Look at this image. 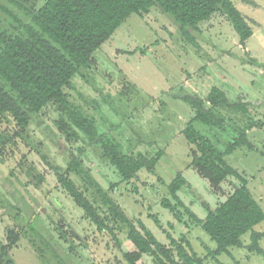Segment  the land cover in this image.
<instances>
[{
	"label": "rangeland",
	"instance_id": "rangeland-1",
	"mask_svg": "<svg viewBox=\"0 0 264 264\" xmlns=\"http://www.w3.org/2000/svg\"><path fill=\"white\" fill-rule=\"evenodd\" d=\"M44 1L36 0L35 4L39 7ZM237 7L253 22L254 34L245 46L240 44L229 21L216 15L200 25L202 37L198 40L200 48L197 49L182 38L167 17L153 9L144 17L131 15L96 53L90 83L75 76V90L65 89L75 105L94 117L122 143L140 136L142 142L137 152L150 153L151 156L157 151L164 153L153 172L144 171L130 184H120L111 195L138 229L140 221L163 244L169 243L168 234L177 239L187 235L201 256L207 252L198 240L203 243L206 240L190 217L181 210L184 221L179 222L162 205L163 199L168 198V185L181 173L195 194L179 193V197L185 207L205 219L202 203L218 206L241 183L239 179L230 177L220 189L215 190L191 165L190 149L194 147L187 143L182 131L195 112L180 99L182 95L194 94L204 99L216 87L232 101H237L242 95L253 104L246 116L221 112L228 119L227 124L236 123L246 129L256 146L257 151L237 150L227 161L247 179L250 191L264 209V7L242 2H237ZM251 60H257L260 65L251 64ZM108 97L118 112L128 118L121 117L104 102ZM95 102L100 103L105 122L96 111ZM56 119L53 108L46 107L27 129L28 141H18L16 158L6 153V159L0 161L2 198L16 206L23 217L39 218L42 228L61 245L63 255L70 257L69 264H126L112 239L98 233L97 227L75 204L41 158V154L47 155L53 167L65 171L68 168V151H76L77 146L60 135L54 123ZM250 125L254 126L249 128ZM195 128L216 143L221 151L232 141L230 134L201 123H196ZM0 132L12 135L14 130L0 118ZM19 160H23L22 166L18 164ZM89 161L86 164L104 187H108L109 179L115 182L111 172L100 166L93 155ZM30 167L44 177L39 187L26 174ZM70 177L81 186L75 176ZM15 213L0 206V241L3 244H7L8 231L18 230L15 225L17 222L21 224L20 220H15ZM102 214L107 215L106 211ZM109 225L114 228L124 252L136 251L125 232L116 224L109 222ZM256 230L264 233V223ZM261 247L264 250V240ZM230 252L232 257L222 255L208 259L205 264H264L262 255L237 249ZM10 257L15 264H43L30 238L24 235L10 251ZM138 264L154 263L151 257L144 256Z\"/></svg>",
	"mask_w": 264,
	"mask_h": 264
},
{
	"label": "trees",
	"instance_id": "trees-1",
	"mask_svg": "<svg viewBox=\"0 0 264 264\" xmlns=\"http://www.w3.org/2000/svg\"><path fill=\"white\" fill-rule=\"evenodd\" d=\"M35 1L0 0V118L12 125L14 130L12 135L0 132V161L6 159V153L16 158L18 141L27 142L26 132L30 124L46 107H52L57 114L54 123L60 135L77 147L76 151H68V168L65 171L53 167L47 155L41 154V158L75 204L97 227L98 233L112 239L126 264H138L144 256L151 257L154 264H205L208 259L222 255L232 257V249L264 256L261 247L264 233L256 230L264 223V209L250 191L247 179L227 161L237 150L257 149L247 130L236 123L227 124L228 119L221 112L246 116L253 105L251 102L242 95L237 101H232L216 87L204 99L188 93L180 97L195 112L182 131L184 139L194 147L190 149L191 165L215 190L220 189L230 177L239 179L241 183L218 206L202 203L205 219L185 207L179 197V193L195 194L192 185L181 173L168 185V198L163 199L162 205L179 222L184 221L181 210L190 217L206 240L205 243L198 240L207 252V255L201 256L187 235L177 239L168 234L169 243L163 244L140 221L138 229L111 195L120 184H130L144 171L153 172L164 153L157 151L151 156L150 153L137 152L142 142L140 136L122 143L94 117L75 105L65 92V89L75 90V76L90 83L96 53L133 14L144 17L153 9L159 10L177 27L182 38L197 49L200 48L198 40L202 37L200 25L216 15L223 16L234 28L240 44L245 46L254 34L253 22L237 7V2L264 7V0H46L39 7ZM250 62L260 65L257 60ZM109 99L104 98V102L120 114ZM94 104L105 122L100 103ZM120 115L128 118L127 115ZM196 123L226 132L231 135L232 141L221 151L216 143L197 131ZM251 126L254 125L249 128ZM91 155L114 177L115 182L109 179L107 188L86 164V161L90 162ZM18 164L22 166L23 160H19ZM26 174L37 187L44 180L34 167H30ZM0 206L16 212L15 220L21 221V224L17 222L15 225L19 231H8L7 244L0 241V264H15L10 251L23 235L30 238L43 264H69L70 257L63 255L61 245L42 228L39 218L23 217L16 206L2 198L1 193ZM103 211L107 215L102 214ZM109 222L126 233L136 251H123L122 243ZM61 235L66 237L64 233Z\"/></svg>",
	"mask_w": 264,
	"mask_h": 264
}]
</instances>
